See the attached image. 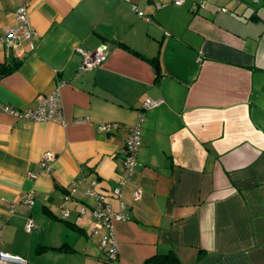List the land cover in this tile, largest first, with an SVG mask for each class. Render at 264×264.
<instances>
[{"label": "crops", "instance_id": "obj_1", "mask_svg": "<svg viewBox=\"0 0 264 264\" xmlns=\"http://www.w3.org/2000/svg\"><path fill=\"white\" fill-rule=\"evenodd\" d=\"M180 1L0 0V38L23 4L33 33L11 61L0 41V64L14 67L0 77V251L107 264L108 231L92 218L102 198L123 217L111 222L115 264L169 252L264 264V0ZM99 47L105 62L79 72ZM53 92L60 123L16 118Z\"/></svg>", "mask_w": 264, "mask_h": 264}, {"label": "built area", "instance_id": "obj_2", "mask_svg": "<svg viewBox=\"0 0 264 264\" xmlns=\"http://www.w3.org/2000/svg\"><path fill=\"white\" fill-rule=\"evenodd\" d=\"M175 5L180 4V0H172ZM223 11V10H222ZM14 27L4 31L0 41L5 48V52L9 53L18 44L30 41L32 37V30L28 24V18L26 13L25 4L21 5L14 14ZM107 58V51L104 47H99L92 53L81 54V62L78 67L79 72L91 71L92 69L100 66L105 62ZM160 104V101L146 100L143 103V109H149L156 107ZM17 119L25 121H50L53 123L61 122V110L60 101L57 92L46 96L41 104L34 110H29L21 113H17ZM114 128V125L107 124L99 126L97 131L107 133L110 128ZM126 141L123 148V177L126 180L135 167V154L139 145V129L137 126L126 128ZM53 161V155L46 153L40 164V168L48 169L47 164ZM91 185L94 183L91 182ZM112 196L118 195V190L112 191ZM140 196V190L133 191V199H137ZM98 206L92 213V218L96 223L105 226L108 231L107 238L101 242L102 246L107 245L106 248V262L107 264H115L116 259V247L111 232V222L113 220H122L121 214L112 213L111 209L103 204L102 198H98ZM25 203L30 204V197L24 200ZM66 214L62 213V217ZM29 226H26L28 228ZM0 264H26V261L18 256L8 254L0 251Z\"/></svg>", "mask_w": 264, "mask_h": 264}, {"label": "trees", "instance_id": "obj_3", "mask_svg": "<svg viewBox=\"0 0 264 264\" xmlns=\"http://www.w3.org/2000/svg\"><path fill=\"white\" fill-rule=\"evenodd\" d=\"M254 1V0H253ZM14 67L9 64L4 65L0 64V77L8 75ZM144 264H181L178 258L171 252L163 254V255H154L148 258Z\"/></svg>", "mask_w": 264, "mask_h": 264}, {"label": "water", "instance_id": "obj_4", "mask_svg": "<svg viewBox=\"0 0 264 264\" xmlns=\"http://www.w3.org/2000/svg\"><path fill=\"white\" fill-rule=\"evenodd\" d=\"M8 59H9V61L12 60V56H11V52H10V51H9V53H8Z\"/></svg>", "mask_w": 264, "mask_h": 264}]
</instances>
